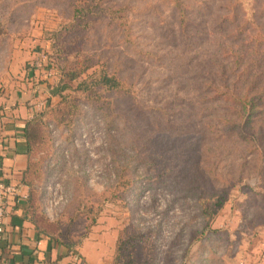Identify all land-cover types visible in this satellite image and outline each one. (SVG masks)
Returning a JSON list of instances; mask_svg holds the SVG:
<instances>
[{"label":"rangeland","instance_id":"rangeland-1","mask_svg":"<svg viewBox=\"0 0 264 264\" xmlns=\"http://www.w3.org/2000/svg\"><path fill=\"white\" fill-rule=\"evenodd\" d=\"M36 1L37 18L54 32L72 21L74 6L92 23L123 15L96 33L37 45L50 64L58 51L52 45L65 58L54 56L48 85L56 96L47 117L56 128L31 155L28 192L37 214L77 246L94 230L105 246L117 238L124 264H264V155L227 142L220 113L200 98L205 62L220 46L183 39L172 6L161 0ZM197 1L210 2L186 0L194 10ZM219 1L192 17L198 23L204 16L211 28ZM242 2L249 12L251 0ZM35 15L17 21L22 32ZM87 67L59 92L67 72ZM104 72L126 89L96 86ZM193 181L200 188L189 193Z\"/></svg>","mask_w":264,"mask_h":264},{"label":"trees","instance_id":"trees-1","mask_svg":"<svg viewBox=\"0 0 264 264\" xmlns=\"http://www.w3.org/2000/svg\"><path fill=\"white\" fill-rule=\"evenodd\" d=\"M9 1H12V7H9ZM219 2L220 7L216 6L218 12L214 14L215 19L213 17L211 19L213 24L211 28H207L208 23L203 21L205 20L204 16L201 17V22L197 23L196 18H193L192 15L194 11L204 15L209 9L214 8L215 0H210L209 3L197 1L195 6H198V9L196 10L190 8L186 0H161V3L172 6L174 10L172 11L178 17V32L183 39L198 38V41L211 42L215 49L220 46L217 51L213 49L212 56L205 62L207 69L205 68L202 73L203 89L200 98L207 108H213L212 111L220 113L216 119L221 124L222 137L227 136V142L236 140L247 147L252 144L255 149L254 156L256 153L264 155V0H251L249 12L244 7L242 0H220ZM31 6H35V9L33 7L32 10ZM38 6L36 0H0V51L5 49V42H10L14 33L21 31L20 25L17 26V21L27 15L29 18L32 17L38 11ZM69 12L72 21L70 23L62 22L61 29L50 34L51 42H62L64 37L66 39L67 35L78 31L87 30L88 33H96L104 25V22H110L111 19L120 22L123 18V15H119L118 12H109L108 16L102 15V19L92 23L86 19L82 20L81 16L86 12L76 6L70 7ZM109 24L105 23V26ZM123 32L125 34V31ZM51 47H58V60L60 57L64 58L59 44ZM149 55L152 53L149 52ZM54 56L51 58L53 67L57 60ZM89 70L90 68L87 67L83 71L67 72L65 74L67 82L64 83L60 80L56 84L57 88L60 87L59 92L67 90L70 83L81 79ZM95 85L108 91L121 92L126 89L127 82L116 77V74L111 76L108 72H104L99 76ZM48 114L47 109L37 113L25 126L29 166L22 182L27 187L28 176L32 170L31 155L43 143L46 130L56 128L48 119ZM244 149L246 150V148ZM198 176L205 180L203 176ZM190 186L189 193L193 192L192 187L196 190L200 188L196 181H193ZM27 203L36 223L50 239L63 245L68 252L77 247L70 238L67 239L63 236L64 233L60 232L61 230L55 229L59 224L51 223L37 214L32 205L30 192ZM221 206L222 201L219 203V207ZM117 241L116 238V244ZM121 257L120 254L116 256L115 252L114 264H124L121 263Z\"/></svg>","mask_w":264,"mask_h":264},{"label":"crops","instance_id":"crops-1","mask_svg":"<svg viewBox=\"0 0 264 264\" xmlns=\"http://www.w3.org/2000/svg\"><path fill=\"white\" fill-rule=\"evenodd\" d=\"M37 15L38 12L29 19L28 30L11 36L14 45L0 51V180L23 186L24 193L28 187L22 180L29 166L25 126L39 113L33 104L40 99H47L49 104L56 96V92L52 96L49 90L51 80L44 77L45 73L37 74L31 68L42 52L37 45L51 42L45 33L57 29H50L47 21ZM5 207L0 264H114L115 238L113 245L105 246L94 230L81 245L68 252L39 227L27 200L20 195L11 196Z\"/></svg>","mask_w":264,"mask_h":264},{"label":"built area","instance_id":"built-area-1","mask_svg":"<svg viewBox=\"0 0 264 264\" xmlns=\"http://www.w3.org/2000/svg\"><path fill=\"white\" fill-rule=\"evenodd\" d=\"M32 70H34L37 74H44V77L47 80H51L52 77V67L49 63L48 54L45 52H40L38 58L33 62L31 66ZM35 106L36 112H43L48 108L47 99H40L39 102L33 104ZM23 186L16 185L14 183H7L5 181L0 180V238L2 237L5 227L4 220L6 215V200L11 196H21L23 199L27 200L29 197L28 190L24 193L22 191Z\"/></svg>","mask_w":264,"mask_h":264}]
</instances>
